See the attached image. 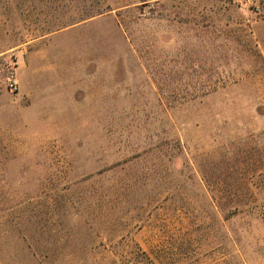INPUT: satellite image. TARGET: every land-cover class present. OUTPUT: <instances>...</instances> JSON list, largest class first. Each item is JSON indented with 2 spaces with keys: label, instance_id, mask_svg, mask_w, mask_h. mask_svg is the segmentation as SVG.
I'll return each instance as SVG.
<instances>
[{
  "label": "rangeland",
  "instance_id": "obj_1",
  "mask_svg": "<svg viewBox=\"0 0 264 264\" xmlns=\"http://www.w3.org/2000/svg\"><path fill=\"white\" fill-rule=\"evenodd\" d=\"M0 264H264V0H0Z\"/></svg>",
  "mask_w": 264,
  "mask_h": 264
},
{
  "label": "built area",
  "instance_id": "obj_2",
  "mask_svg": "<svg viewBox=\"0 0 264 264\" xmlns=\"http://www.w3.org/2000/svg\"><path fill=\"white\" fill-rule=\"evenodd\" d=\"M8 85L12 91H17L19 89V82L15 77L9 78Z\"/></svg>",
  "mask_w": 264,
  "mask_h": 264
}]
</instances>
